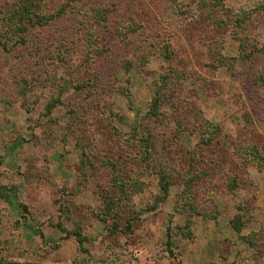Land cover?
<instances>
[{
	"label": "rangeland",
	"instance_id": "obj_1",
	"mask_svg": "<svg viewBox=\"0 0 264 264\" xmlns=\"http://www.w3.org/2000/svg\"><path fill=\"white\" fill-rule=\"evenodd\" d=\"M6 263L264 264V0H0Z\"/></svg>",
	"mask_w": 264,
	"mask_h": 264
},
{
	"label": "trees",
	"instance_id": "obj_2",
	"mask_svg": "<svg viewBox=\"0 0 264 264\" xmlns=\"http://www.w3.org/2000/svg\"><path fill=\"white\" fill-rule=\"evenodd\" d=\"M19 11V10H18ZM34 18H37V17H34ZM39 18V17H38ZM6 264H11V263H6Z\"/></svg>",
	"mask_w": 264,
	"mask_h": 264
}]
</instances>
